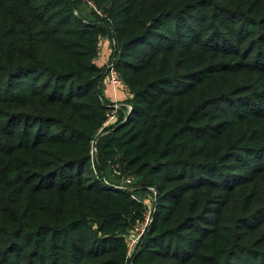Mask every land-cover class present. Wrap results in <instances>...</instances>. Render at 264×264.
<instances>
[{
  "label": "trees",
  "instance_id": "1",
  "mask_svg": "<svg viewBox=\"0 0 264 264\" xmlns=\"http://www.w3.org/2000/svg\"><path fill=\"white\" fill-rule=\"evenodd\" d=\"M0 264H264V0H0Z\"/></svg>",
  "mask_w": 264,
  "mask_h": 264
},
{
  "label": "built area",
  "instance_id": "2",
  "mask_svg": "<svg viewBox=\"0 0 264 264\" xmlns=\"http://www.w3.org/2000/svg\"><path fill=\"white\" fill-rule=\"evenodd\" d=\"M100 44H101V39H99V41H98V49H99ZM107 70H108V72L106 73L105 79L107 80V82L112 87L113 98H112V102L109 104L110 109L106 112V116H105L102 124L98 128V132H100L104 127L115 122V120L117 119V111L122 105L127 107V109H129V107H130V105L128 103H123L121 101V98H119L117 96V94H119L120 90L124 91L126 96L130 95V92H129L127 86L122 81V79L119 77L117 70L112 66V63L107 64ZM90 153H91V168L94 171V173H97L96 157H95L96 147H95V140L94 139L92 140V143H91ZM114 171L119 173L115 169H114ZM133 178H134L133 176L129 175L126 177V180L130 181ZM103 181L106 184L110 183L109 181L105 180L104 177H103ZM113 184H115V183H113ZM115 185L118 187H121V188H125V189L127 188L129 190H135L138 187L136 185H121V184H115ZM147 189H149L151 191L148 198L146 197L145 199H143V198L137 196L136 194H132L134 197L141 198L145 202L146 209H145L143 218L138 220L124 234L125 238H126V258L130 257L132 255V253L134 252L138 241L143 236V234L146 232V229H147L149 222H150V219H151L155 190L151 186L148 187Z\"/></svg>",
  "mask_w": 264,
  "mask_h": 264
},
{
  "label": "rangeland",
  "instance_id": "3",
  "mask_svg": "<svg viewBox=\"0 0 264 264\" xmlns=\"http://www.w3.org/2000/svg\"><path fill=\"white\" fill-rule=\"evenodd\" d=\"M89 9V7L86 4H82L80 11L84 12L85 10ZM85 14V13H84ZM107 44L104 43L101 39V44L99 45V49H98V55L95 59L96 63H98L99 65L101 64H107L108 63V53H109V46L107 48L106 46ZM106 76V75H105ZM114 174H118L117 172H115L113 170ZM113 175V174H112ZM109 173L108 175H105L104 179L111 182V183H115V184H121V185H133L132 181L134 180V178L130 181L126 180V177L121 178L118 182H115L114 180H112L113 176ZM135 185V184H134ZM137 186V185H136ZM139 187V186H138ZM137 187V188H138ZM151 191L149 189H145L143 191H137L135 192V194L143 199H145L146 197L148 198L150 195Z\"/></svg>",
  "mask_w": 264,
  "mask_h": 264
},
{
  "label": "crops",
  "instance_id": "4",
  "mask_svg": "<svg viewBox=\"0 0 264 264\" xmlns=\"http://www.w3.org/2000/svg\"><path fill=\"white\" fill-rule=\"evenodd\" d=\"M104 43H106L107 45V48H108V42L107 41H105V40H102ZM104 80V82H103V85H104V88H103V91H104V94H105V96L108 98V99H110V100H112V98H113V92H112V87H111V85L107 82V80L104 78L103 79ZM117 96L119 97V98H123V97H125V92L124 91H119V94H117Z\"/></svg>",
  "mask_w": 264,
  "mask_h": 264
}]
</instances>
